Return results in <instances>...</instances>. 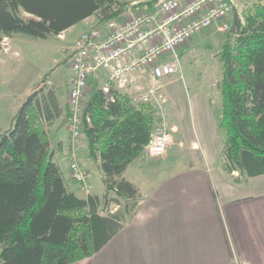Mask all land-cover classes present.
Wrapping results in <instances>:
<instances>
[{"label": "trees", "instance_id": "obj_1", "mask_svg": "<svg viewBox=\"0 0 264 264\" xmlns=\"http://www.w3.org/2000/svg\"><path fill=\"white\" fill-rule=\"evenodd\" d=\"M161 1H141L133 7L153 10ZM128 9L126 0H0V45L5 36L19 33L41 39L59 35L92 14H99L96 26L101 27L121 19ZM23 10L37 17L26 18ZM243 10L244 23L232 7L220 52L224 69L217 125L225 133L220 152L224 169L255 176L264 174V0ZM83 114L80 134L89 157L99 161L102 196L89 192L81 197L71 190L55 159L49 129L70 116L69 103L61 104L55 85L27 92L13 125L0 131V264L85 259L138 211L141 193L124 172L161 123L158 107L135 103L115 85L105 92L96 83ZM112 204L118 207L112 209Z\"/></svg>", "mask_w": 264, "mask_h": 264}, {"label": "crops", "instance_id": "obj_2", "mask_svg": "<svg viewBox=\"0 0 264 264\" xmlns=\"http://www.w3.org/2000/svg\"><path fill=\"white\" fill-rule=\"evenodd\" d=\"M130 5L131 0L127 13L132 8L144 9ZM22 14L37 17L24 10ZM98 16L92 14L60 35L85 27L75 34V40L97 24ZM7 37L18 48L15 35ZM107 80V73L100 72L90 78L89 86L102 87ZM197 92L191 94L181 76L166 79L163 93L169 107L165 120L176 133L177 145L166 157L171 161L150 165L156 168L142 183L127 175L129 168L142 171L158 157L145 149L128 165L124 176L142 194L138 211L98 252L70 264H264V174L242 176L238 170L224 169L217 125L221 104L217 103L219 109L204 91ZM67 99L68 91L61 104L66 105ZM63 118L51 128L64 127L68 132L66 123L59 127ZM59 152L61 169L63 160L69 168V153L63 144Z\"/></svg>", "mask_w": 264, "mask_h": 264}, {"label": "built area", "instance_id": "obj_3", "mask_svg": "<svg viewBox=\"0 0 264 264\" xmlns=\"http://www.w3.org/2000/svg\"><path fill=\"white\" fill-rule=\"evenodd\" d=\"M137 1L131 3V7ZM234 0H162L153 10L131 9L121 19H111L103 26H92L82 32L73 44L69 90V129L74 138L81 133L83 98L89 79L100 72L108 80L102 86L109 92L112 85L128 93L135 103L153 102L165 119L168 106L163 90L166 79L180 72L178 49L193 35L216 25L218 30L231 27L229 15ZM7 37L1 44L4 45ZM6 49V48H5ZM149 73V86L133 94L144 72ZM133 94V95H132ZM88 122L91 121L86 115ZM174 142L171 131L158 125L145 149L154 156L166 153ZM74 180L86 182L87 170L71 161Z\"/></svg>", "mask_w": 264, "mask_h": 264}, {"label": "rangeland", "instance_id": "obj_4", "mask_svg": "<svg viewBox=\"0 0 264 264\" xmlns=\"http://www.w3.org/2000/svg\"><path fill=\"white\" fill-rule=\"evenodd\" d=\"M126 1L129 2L130 0ZM134 1L139 3L146 0ZM255 1L234 0L237 12L243 23L245 21L243 9ZM132 2L133 0H131ZM229 19L231 23L232 12L229 15ZM84 29L85 27L80 25L71 30L69 35L68 33L56 36L52 35L47 39L33 38L19 33L15 35L18 48L14 45L12 46L8 37L5 36L7 37V40H5L6 44L0 45V131L13 125L14 116L22 101L25 99L27 92L35 87L46 86L49 88L55 85L58 97L62 102L65 100L68 91L66 105L69 103V90L73 78L71 68V56L75 42L73 38L77 32ZM228 33L229 31H220L216 25H212L209 28L195 33L191 39L178 49L180 72L177 75L184 78L191 94H199L197 90L204 91L205 95L209 96L218 107L222 103L220 82L224 69L220 52L223 41ZM54 67H56L54 72L45 78L44 75ZM143 75L145 79L143 78L144 76L141 78L140 87L133 94L138 95L148 88L149 73L145 71ZM89 84L90 82L88 81L83 102L88 99L91 93ZM198 99H200L199 96L196 97V100ZM165 119H162L159 125L163 124L165 129L171 131L172 135H174V142L166 153L161 156H156L158 158L155 163L145 164L144 170L137 171L133 166L129 168L127 175L130 178H134L136 182L139 179L138 182L142 183V181L147 179V174L148 176L152 174V170L156 167L151 168L150 165H159L158 163L160 162L169 163L171 160L166 159L167 155L177 148L175 143L176 133L171 129L170 123L168 124ZM66 124L68 132L64 127L62 129H54L55 127L49 129L51 145L56 149V153L58 152L55 159L57 161L60 160L59 144H63V149L69 153L70 163L72 160L79 162L88 173L85 184L77 182L72 176L70 163L68 168L66 160H63L62 170L66 178V183L71 190L84 197L89 192L102 196L105 191V184L103 182L99 161L87 155L88 148L83 135L80 134L77 138H74L69 129V122L67 121ZM220 135L223 140L225 133L220 132ZM146 153L154 156L148 151ZM79 155H84L85 158L79 159ZM131 174L135 176L132 177ZM141 196L142 194H140L139 199ZM117 207V205H111L112 209H116ZM237 260L239 262L241 258L238 256Z\"/></svg>", "mask_w": 264, "mask_h": 264}, {"label": "water", "instance_id": "obj_5", "mask_svg": "<svg viewBox=\"0 0 264 264\" xmlns=\"http://www.w3.org/2000/svg\"><path fill=\"white\" fill-rule=\"evenodd\" d=\"M68 121V117H64L61 122L59 123V127H61L64 123Z\"/></svg>", "mask_w": 264, "mask_h": 264}]
</instances>
